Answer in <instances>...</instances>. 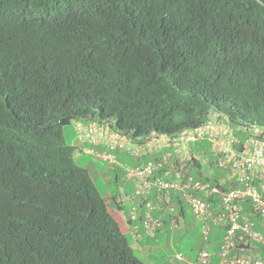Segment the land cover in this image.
Returning <instances> with one entry per match:
<instances>
[{
	"label": "trees",
	"instance_id": "1",
	"mask_svg": "<svg viewBox=\"0 0 264 264\" xmlns=\"http://www.w3.org/2000/svg\"><path fill=\"white\" fill-rule=\"evenodd\" d=\"M212 118L239 146L264 137V0H0V264H146L63 128L110 123L144 164L163 159L155 139ZM191 151L185 168L219 187L215 215L241 185L209 141ZM173 193L159 232L188 210ZM241 206L264 235V215ZM211 226L200 251L218 264L225 227ZM251 248L264 260V242Z\"/></svg>",
	"mask_w": 264,
	"mask_h": 264
},
{
	"label": "built area",
	"instance_id": "2",
	"mask_svg": "<svg viewBox=\"0 0 264 264\" xmlns=\"http://www.w3.org/2000/svg\"><path fill=\"white\" fill-rule=\"evenodd\" d=\"M79 131L85 140L98 147H105L104 150L86 149L105 162L118 163L117 157L111 151L119 147L127 151L131 150L133 154L140 153L139 147H133L131 139L119 134L109 123L93 120L91 123L81 125ZM250 132L241 146H239L240 138L229 127H221L213 120L206 121L192 132L194 138H208L214 151L220 155L219 166L229 169L241 185V188H233L223 194L222 209L213 217L211 206L206 199L218 192L217 187L188 176L182 169L168 168L163 175H155L171 160V152L164 155L160 161H148L141 165L126 167L127 178L135 181V195L154 197V200L147 201L148 210L144 215V224L149 234L154 235L162 226L161 219L154 215V211L165 208L174 212V206L171 204L173 192H180L188 201L193 214L204 221L205 240L211 232L209 222L211 217L216 223L225 227L223 243L217 254L220 258L218 264H264L263 258L251 248L263 243L264 235L255 228V223L249 214L242 213L241 206L243 200L249 199L253 205L252 210L264 215V137L259 136V130ZM131 218L138 219L134 209ZM177 258L184 259V256L178 254ZM212 259V253L203 249L197 261L191 264H210Z\"/></svg>",
	"mask_w": 264,
	"mask_h": 264
},
{
	"label": "rangeland",
	"instance_id": "3",
	"mask_svg": "<svg viewBox=\"0 0 264 264\" xmlns=\"http://www.w3.org/2000/svg\"><path fill=\"white\" fill-rule=\"evenodd\" d=\"M81 125L82 122L74 121L64 126L65 140L68 144L76 147V162L89 171L100 194L108 202L110 212L118 220L123 232L132 243L136 255L146 264H191L192 260L198 256L205 239L202 228L203 222L189 209L186 212L185 219L179 221L178 224L169 226L167 230L160 232L156 230L154 235L149 234L144 220L141 219L148 207L146 204L143 206L141 197H136L134 208L138 219L132 220L131 218L133 212L131 203L133 196L131 194L134 191V183L127 179L125 169L127 166L134 164L136 157H134L131 150L127 151V149L124 150L119 147L111 151L117 157L118 163L111 164L96 158L84 150L87 148L85 146H91V143L85 140L79 131ZM188 132L191 133V130H188ZM167 146L164 149H161V147L158 150L154 149L153 152L160 155L162 152L174 149L172 145ZM133 147L137 148L139 146L133 143ZM185 150H183V153ZM117 205H120V207L118 208ZM126 218L131 224L134 223V227L138 229L133 230L131 225L127 224ZM178 254H182L184 259L178 260Z\"/></svg>",
	"mask_w": 264,
	"mask_h": 264
},
{
	"label": "clouds",
	"instance_id": "4",
	"mask_svg": "<svg viewBox=\"0 0 264 264\" xmlns=\"http://www.w3.org/2000/svg\"><path fill=\"white\" fill-rule=\"evenodd\" d=\"M209 120V119H208ZM207 120V121H208ZM212 120L215 122V123H217L219 126H226V127H229V126H227V125H224V124H222L221 122H217L215 119H213L212 118ZM206 122V121H205ZM204 122V123H205ZM203 123V124H204ZM110 124V123H109ZM202 124V125H203ZM111 125V124H110ZM201 126V125H200ZM112 127V126H111ZM199 127V126H198ZM113 128V127H112ZM197 128V127H196ZM196 128H194V129H192L191 130V133H189L188 131H185V132H183L182 133V135H180L179 137L181 138H183V140H186V141H188V142H190L189 144V146L187 147V148H184V147H181V144H179V145H177V146H174V145H172L173 147H174V149L173 150H171V151H167V152H165L164 153V155H166L167 153H172V156H171V162H172V160H173V155L174 154H176V157H178V164H175L174 165V163H173V165L171 166L172 167V169H182L188 176H191V177H193L194 179H196V180H201V181H205V182H208V183H210L211 185H212V187H217L218 188V192H219V187L218 186H216V185H214L212 182H210V181H207V180H205L204 178H202V179H197L194 175H192V174H190L189 173V171L185 168V166H186V161L190 158V153L192 152L191 150H194V147L195 146H193V145H191V142H193L194 144H195V142H198L199 140H207V141H209L208 140V138L207 137H205V138H194V136H193V134H192V132H193V130H195ZM179 137H176V138H179ZM172 139H175V137L174 138H172ZM174 143H177V142H179L178 140H174L173 141ZM210 142V141H209ZM212 145V144H211ZM90 147H87L86 149H89ZM93 148V147H92ZM86 149H84V150H86ZM100 149V148H99ZM186 149V150H185ZM212 149H213V147H212ZM183 150H185V152L183 153ZM189 150V151H188ZM214 150V149H213ZM87 151V150H86ZM215 152V151H214ZM216 153V152H215ZM217 154V153H216ZM182 162H184V163H182ZM141 165V164H140ZM230 176H233L232 174H231V171H230ZM127 179H129V178H127ZM129 180H131V179H129ZM131 181H133L134 183H135V181L134 180H131ZM218 192H215V193H218ZM192 194H193V192H191ZM215 193H213L210 197H208L207 199H206V201H207V203L208 204H210V206L212 207V203L211 202H209L208 200H209V198H211ZM224 194V193H223ZM173 195H174V193H173ZM181 195H182V199H184V201L186 202V204H187V206H188V210L190 209V211H191V208H190V206H189V203H188V201L186 200V198L185 197H183V194L181 193ZM131 196H133V198H132V205H133V203L134 202H136V197H141L142 198V201L145 199V203H147V201H149L148 199L149 198H151V200H154V197L153 196H147V197H143V196H136L135 195V188H134V191H133V194H131ZM203 198H204V195H203ZM172 200V199H171ZM144 202V201H143ZM173 205V204H172ZM174 206V205H173ZM210 207V210H211V212H212V217L214 216V214H213V210H212V208ZM135 208V206L133 205V209ZM174 209H175V206H174ZM163 210H167V209H163ZM167 211H169V210H167ZM175 211V210H174ZM170 212V211H169ZM192 212V211H191ZM193 213V212H192ZM210 218L209 219V222L211 223V221H213V218ZM144 218V217H143ZM183 217H180L179 218V221H181V219H182ZM199 219V218H198ZM201 220V219H200ZM174 224L173 225H176V224H178L179 223V221H176L175 219H174ZM203 223H204V221L203 220H201ZM202 228H203V226H202Z\"/></svg>",
	"mask_w": 264,
	"mask_h": 264
},
{
	"label": "crops",
	"instance_id": "5",
	"mask_svg": "<svg viewBox=\"0 0 264 264\" xmlns=\"http://www.w3.org/2000/svg\"><path fill=\"white\" fill-rule=\"evenodd\" d=\"M174 140H178L179 142H177V143H174L173 141ZM153 143L155 144V146H157V148H160L161 147V149H164V147H168L167 145H174V146H177V145H179V144H181V147H184V148H187L190 144V142H188V141H186V140H183V138L181 137H179V138H175V139H171V138H169L168 136H165V135H162V136H160L158 139H155V142L153 141ZM177 144V145H176ZM194 143L193 142H191V145H193ZM90 145H86L85 147H89ZM84 147V148H85ZM90 147H93V148H96V149H99V148H105L104 146H100V147H98V146H96V145H94V144H92L91 143V146ZM115 150V149H114ZM164 155V154H163ZM140 163H142L143 164V161H141L140 160V162L138 163V159L137 158H135V162H134V164L133 165H135V164H137V165H140ZM127 166V165H126ZM134 183V182H133ZM134 188H135V183H134ZM132 203V202H131ZM133 205L135 206V202L133 203ZM249 216L251 217L252 216V213H249ZM185 217H186V215H185ZM185 217L184 218H182L181 220H183V219H185ZM126 221H127V224H130L131 225V227H132V229L133 230H137L138 228H135L134 227V223L133 224H131L129 221H128V219L126 218ZM213 223L215 224V225H217V224H219V223H216L215 221H214V219H213ZM211 228H212V226H211ZM212 230V229H211ZM261 232V231H260ZM211 250V249H210ZM201 252V251H200ZM200 252H199V254H200ZM211 252V251H210ZM214 252V251H213ZM212 253V252H211ZM199 254H198V257H199ZM214 256V254H212V257ZM218 257V256H217ZM198 259V258H197ZM193 260H195V259H193ZM195 262V261H194Z\"/></svg>",
	"mask_w": 264,
	"mask_h": 264
}]
</instances>
